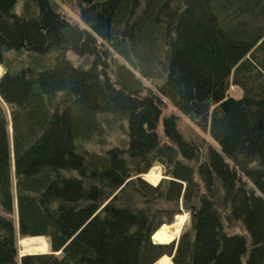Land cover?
<instances>
[{"label":"trees","instance_id":"obj_1","mask_svg":"<svg viewBox=\"0 0 264 264\" xmlns=\"http://www.w3.org/2000/svg\"><path fill=\"white\" fill-rule=\"evenodd\" d=\"M0 67V264H264V0H0Z\"/></svg>","mask_w":264,"mask_h":264},{"label":"rangeland","instance_id":"obj_2","mask_svg":"<svg viewBox=\"0 0 264 264\" xmlns=\"http://www.w3.org/2000/svg\"><path fill=\"white\" fill-rule=\"evenodd\" d=\"M20 5H17L16 6V12H19L20 11ZM60 9L63 10L65 12V14H67L73 21H76L78 22V17H77V13L75 11H72L70 10L67 6L65 5H62L60 4ZM10 59H11V62H10V65H15L16 67L13 69V71H17L21 68L20 64L18 63V61H14L13 58H15V55L14 53H10L9 56H8ZM3 73V70L2 68L0 67V76L2 75ZM231 93L233 95H237L238 94V89L235 87V86H232L231 87ZM4 107V109H3ZM0 105V112L3 111L4 115L6 116L5 119L7 120L8 122V132L10 134V136H8V141H9V146L11 144V126H10V123H9V111L5 109V106L3 105ZM8 118V119H7ZM186 123L184 122V120H182L180 122V126L181 128L183 127V124ZM116 137L118 136L117 133H115ZM11 148V146H10ZM162 167L158 164H155L153 165L149 171L144 174V176H142V178L144 180H146L148 183L152 184V185H156L160 179L162 178ZM152 177L153 179H150L149 177ZM0 213H2V211L0 210ZM178 216H184L185 217V221H182L181 222V227H180V230H179V233H177V235L175 236V232H174V228L171 227L169 233H167L168 235L158 239V240H155V239H152L151 238V241L154 243V244H167V243H171V242H176L179 234H180V231L182 229H184L186 226H187V222H188V214L187 213H181L180 215ZM178 216H175L174 219H173V223L170 224V225H166V224H163L158 230H156L155 232L159 231L163 226H171L173 225L175 222H178L179 220L177 219ZM175 236V237H174ZM24 239H41L43 240L45 243H46V249L44 250H35V249H32V250H27V248H25L26 244L25 242L23 241ZM17 250H18V255L21 256V255H24V254H31V253H35V254H39V253H46L49 251L48 249V245H47V239L43 238V237H38V238H18L17 240ZM164 257H167V259L169 260V264L171 262L170 260V257L169 256H162L161 258H159L156 262H154L153 264H156L157 262H159L162 258Z\"/></svg>","mask_w":264,"mask_h":264},{"label":"bare ground","instance_id":"obj_3","mask_svg":"<svg viewBox=\"0 0 264 264\" xmlns=\"http://www.w3.org/2000/svg\"><path fill=\"white\" fill-rule=\"evenodd\" d=\"M149 178L153 179L151 176ZM177 219L179 221L175 222L173 225H171V226H163L159 231L154 232L152 234L151 238L155 239V240H158V239L168 235L167 233H169L171 227L174 228V232L176 233L175 234V236H176L177 233H179V230H180V227H181V222L185 221V217L184 216H178ZM23 241L26 244L25 248H27V250H32V249L44 250V249H46V243L43 240H41V239H24ZM156 264H169V260L167 259V257H164L159 262H157Z\"/></svg>","mask_w":264,"mask_h":264}]
</instances>
